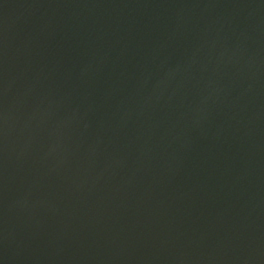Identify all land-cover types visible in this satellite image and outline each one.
Instances as JSON below:
<instances>
[{
	"label": "water",
	"instance_id": "95a60500",
	"mask_svg": "<svg viewBox=\"0 0 264 264\" xmlns=\"http://www.w3.org/2000/svg\"><path fill=\"white\" fill-rule=\"evenodd\" d=\"M0 264H264V0H0Z\"/></svg>",
	"mask_w": 264,
	"mask_h": 264
}]
</instances>
